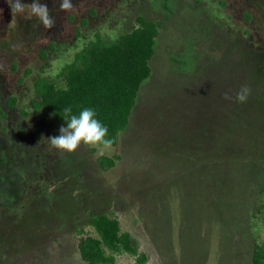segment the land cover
<instances>
[{
	"label": "rangeland",
	"instance_id": "374dc122",
	"mask_svg": "<svg viewBox=\"0 0 264 264\" xmlns=\"http://www.w3.org/2000/svg\"><path fill=\"white\" fill-rule=\"evenodd\" d=\"M41 3L48 30L0 0V264H86L77 244L99 214L144 264H250L264 244V0ZM137 17L159 27L126 128L103 155L58 154L47 139L66 126L32 110L33 81L63 86L87 42L114 40Z\"/></svg>",
	"mask_w": 264,
	"mask_h": 264
},
{
	"label": "trees",
	"instance_id": "16d2710c",
	"mask_svg": "<svg viewBox=\"0 0 264 264\" xmlns=\"http://www.w3.org/2000/svg\"><path fill=\"white\" fill-rule=\"evenodd\" d=\"M158 27V22L137 17L135 26L114 40L96 36L61 69L63 86L56 87L41 77L33 81L32 110H44L58 124L67 126L63 119L65 107L71 106L76 115L91 108L108 128L114 145L116 135L127 126L139 86L149 75L147 63ZM100 163L111 166L112 160ZM87 226L94 236L80 238L77 244L86 264H114L115 256L121 254L132 256L134 264H144L145 255L130 244L129 234L119 230L115 219L99 214L90 218ZM250 264H264V244L253 245Z\"/></svg>",
	"mask_w": 264,
	"mask_h": 264
},
{
	"label": "clouds",
	"instance_id": "9594fccd",
	"mask_svg": "<svg viewBox=\"0 0 264 264\" xmlns=\"http://www.w3.org/2000/svg\"><path fill=\"white\" fill-rule=\"evenodd\" d=\"M12 16L27 13L29 17H35L45 29L55 26V19L50 14V9L41 0H32L30 4L22 0H6ZM73 9L72 0H59V11L67 12ZM2 11V9H0ZM251 94V89L242 86L236 93L235 99L239 103H246ZM224 99H230L225 93ZM63 119L67 126L59 128V135L49 137L47 140L52 149L60 155L71 154L81 145L98 149L103 155L112 148L113 140L108 137V128L96 118V113L91 108H84L78 115L73 114L71 106L63 109Z\"/></svg>",
	"mask_w": 264,
	"mask_h": 264
}]
</instances>
